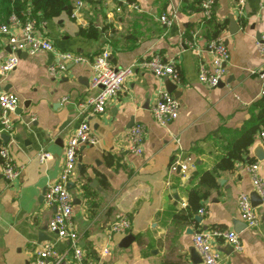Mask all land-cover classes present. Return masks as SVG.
Returning a JSON list of instances; mask_svg holds the SVG:
<instances>
[{
  "label": "crops",
  "instance_id": "0c3cea01",
  "mask_svg": "<svg viewBox=\"0 0 264 264\" xmlns=\"http://www.w3.org/2000/svg\"><path fill=\"white\" fill-rule=\"evenodd\" d=\"M260 1L243 0L239 6L235 0H214L212 16L225 24L217 37L229 50L227 75L215 87L197 78L199 64L211 61L205 45L212 38L200 0H82L70 16L63 12L36 21V35L86 61L68 63L51 76L52 52L20 53L16 67L0 76V91L13 93L18 100L9 113L12 129L0 132V145L7 144L21 167L18 178L8 183L0 164V264H27L46 242L62 254L57 264H75L69 242L48 229L53 209L44 203L43 191L57 180L65 143L84 118L96 141L80 147L69 181L72 222L83 264H193V234L215 227L235 231L241 244V250H235L218 239L221 264H264V201L254 207L258 223L253 227L241 219L236 202L239 193L254 191L250 163H257V173L264 179V155L256 156L261 144L255 135L234 169L218 174L216 187L200 202L198 210L203 208L204 213L197 210L188 219L175 217L186 208L189 188L224 154L249 117V106L260 98L264 49L255 45L264 35ZM162 13L172 16L171 25L160 22ZM229 17L238 28L234 33L229 31ZM89 23L100 30L95 39L78 32ZM8 49L2 40L0 62ZM103 49H108L116 67L159 55L174 64L179 80L159 78L138 67L103 113L87 115L79 104L94 92L89 87L91 62ZM168 81L174 84L169 93L178 99L179 112L166 125H159L150 107L160 91H167ZM64 97L67 101H61ZM133 124L144 128L141 154L127 147ZM40 151L49 154L44 162L37 159ZM184 157L192 163L187 173L169 172L170 163ZM117 214L130 220L124 233L109 231ZM127 234L133 239L123 246ZM192 258L199 259L196 251Z\"/></svg>",
  "mask_w": 264,
  "mask_h": 264
},
{
  "label": "built area",
  "instance_id": "2783aa9c",
  "mask_svg": "<svg viewBox=\"0 0 264 264\" xmlns=\"http://www.w3.org/2000/svg\"><path fill=\"white\" fill-rule=\"evenodd\" d=\"M189 1V0H187ZM241 6L243 0H235ZM82 5V0H76L73 12ZM214 0H200V9L203 18L212 16ZM259 7L264 9V0L259 2ZM118 9V8H117ZM162 24L169 26L173 18L169 14L162 13L159 16ZM36 19L30 8L21 10L19 13H11L5 22L0 23V44L6 40L10 52L0 62V76L12 71L18 62L19 53L35 54L41 52H52L55 56L54 62L48 66V72L54 76L58 71L64 70L68 63L86 61L85 57L70 51L56 49L53 42L44 36L35 34ZM256 39L255 45L258 50L264 49V35ZM205 50L211 55L209 64H199L197 78L206 86L215 87L224 80L227 75V63L229 61V50L221 37L211 38L206 42ZM92 75L89 87L93 94L85 102L80 103V108L87 109V115L103 113L109 100L114 98L121 90L124 80L133 73L134 69L140 67L151 72L159 78H166L172 82L179 80V74L174 64L163 61L159 55L141 59L127 66L116 67L110 62L108 49H103L95 55L91 62ZM264 70V64L262 65ZM262 77V75H261ZM259 95L264 96V80H262ZM61 101H67L62 98ZM18 104L17 97L10 92L0 91V132L9 133L12 129V120L9 113ZM179 101L167 91H160L158 100L150 107L152 117L159 125H166L175 119L179 112ZM144 128L141 124H133L127 133V147L134 154H141ZM264 148V128L259 129L255 134ZM96 141L91 127L86 118L82 119L71 136L67 139L63 163L56 181L48 184L43 191L44 203L53 209L52 216L48 221V229L57 238L67 240L72 250V257L75 264H83L82 249L78 246V234L72 222L73 204L67 187L77 164V155L81 146L92 145ZM49 154L40 151L37 154L39 162H44ZM0 164L2 175L6 182L12 183L20 175L21 167L16 165L11 156L7 144L0 145ZM192 166L191 158L184 157L173 160L168 170L178 171L183 176ZM248 171L254 191L257 192L262 202L264 201V179L257 173V163H250ZM237 208L241 219L249 227L256 226L258 217L251 204L249 194L241 192L237 195ZM199 214L204 209L198 210ZM130 228V220L127 216L117 214L109 225V231L113 233H124ZM222 239L235 250H241V244L237 234L233 230L211 228L205 231H197L192 236V245L198 253L202 264H221V253L216 248V241ZM61 255L53 246L46 242L34 251L32 258L27 264H57Z\"/></svg>",
  "mask_w": 264,
  "mask_h": 264
},
{
  "label": "trees",
  "instance_id": "16d2710c",
  "mask_svg": "<svg viewBox=\"0 0 264 264\" xmlns=\"http://www.w3.org/2000/svg\"><path fill=\"white\" fill-rule=\"evenodd\" d=\"M26 8H30L37 21L40 17L44 19L58 17L63 12L70 16L74 6L72 0H0V23L5 22L11 13H19ZM204 22L208 27L209 37L215 38L225 29L224 22H217L213 16L204 18ZM78 32L87 38L95 39L100 30L89 23L86 27H79ZM249 110V117L243 122L234 139L225 146L224 154L210 170L202 172L196 186L189 188L186 208L180 214H176V218L188 219L194 215L201 205V200L216 187L218 174L221 171H232L235 162L242 160L243 155L247 153L256 132L264 128V96L254 101Z\"/></svg>",
  "mask_w": 264,
  "mask_h": 264
},
{
  "label": "water",
  "instance_id": "95a60500",
  "mask_svg": "<svg viewBox=\"0 0 264 264\" xmlns=\"http://www.w3.org/2000/svg\"><path fill=\"white\" fill-rule=\"evenodd\" d=\"M233 23H234V22H233L232 17H229V31H230L231 33H234V31H236V30L238 29L237 26L234 25ZM8 50H9V49H8ZM19 54H20V53H19ZM219 84H221V82H220ZM219 84H218V85H219ZM173 89H174V84H172L170 81H168V82L166 83V90H167L168 92H171ZM174 95H175V94H174ZM2 137L5 138V139L7 138L6 135H2ZM255 151H256V153H257L256 156H257L258 158H260L262 155H264V150H263V148H262L261 145H258V146L256 147ZM219 181H220V180H218V182H219ZM69 185H70V183H68V185H67L68 189H69ZM249 198H250V201H251V204H252L253 207H255V206H257V205H259V204L262 203V200H261V198L259 197V195L257 194L256 191H253V192L249 193ZM194 218H195V219H198L199 217H198V216H195ZM132 239H133V236H132L131 234H127V235L122 239V241H121V245L126 246V245H127ZM193 251H195L194 248H193ZM193 251H192V250L190 251V254H191V261H192V263H193V264H196V263H198V262H201L200 257H199L198 260H195L194 258H192V257H193ZM198 256H199V255H198Z\"/></svg>",
  "mask_w": 264,
  "mask_h": 264
}]
</instances>
